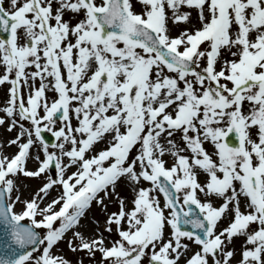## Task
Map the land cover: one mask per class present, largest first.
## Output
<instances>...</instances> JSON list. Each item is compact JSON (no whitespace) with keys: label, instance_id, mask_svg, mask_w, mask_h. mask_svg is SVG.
<instances>
[{"label":"snow or ice","instance_id":"6c2138e0","mask_svg":"<svg viewBox=\"0 0 264 264\" xmlns=\"http://www.w3.org/2000/svg\"><path fill=\"white\" fill-rule=\"evenodd\" d=\"M137 2L139 12L131 0H0V85L10 86L0 125L17 130L0 143V264H71L53 254L69 232V250L94 264H231L238 236L237 264H264V0ZM169 21L189 27L170 36ZM21 177L41 179L29 198ZM93 202L105 226L86 237L78 229Z\"/></svg>","mask_w":264,"mask_h":264},{"label":"rangeland","instance_id":"374dc122","mask_svg":"<svg viewBox=\"0 0 264 264\" xmlns=\"http://www.w3.org/2000/svg\"><path fill=\"white\" fill-rule=\"evenodd\" d=\"M97 3H99V0H96ZM132 2V8H133V11L135 12H139L140 11V5L138 4L137 0H131ZM3 6L5 8H8L9 5H8V0H4V3H3ZM68 16L66 14L65 16V19H67ZM83 18V14L81 13L79 16H76L75 18L72 19V23L75 24L77 22V20L79 19H82ZM169 35L170 36H176L179 34V32L186 28V27H189V25L187 24H183V23H180V24H176V25H173L171 23V21H169ZM197 27H199V25H196ZM205 45H203L201 48H203ZM118 47H122V45H118ZM228 59H231L232 57L230 56H227V54L225 53L224 54ZM3 69L0 68V72H2ZM9 85L8 84H4V85H0V107H3L6 103V100L8 99V89H9ZM25 96H27V92L24 93ZM54 93L52 92H48L47 93V96L49 97V100L52 99ZM247 103V102H245ZM247 107H248V103H247ZM41 114H42V110H41ZM0 116H3V113L0 112ZM72 125L75 126V123L77 124V120L75 118V116L73 115L72 117ZM7 121L5 122V125H0V143H3L2 142V138H5L6 136H12V138H14L15 134H16V131L17 130H13L11 132H9L7 130ZM26 123V122H25ZM60 127V121L56 122L54 128L55 129H58ZM1 134H2V137H1ZM11 134V135H9ZM48 136L50 137V133L48 132H43L42 133V138L43 137H46L48 138ZM11 138V139H12ZM51 139V137H50ZM57 142V141H56ZM55 142V143H56ZM176 142L177 143H180L179 141V134H177V137H176ZM94 146L97 147L96 144H94ZM181 146H183L181 144ZM106 147V145H101L98 146V150L96 152H98L99 150H102ZM203 147L206 149V151H208L210 154L214 151L213 150V145L209 142H205V144L203 145ZM209 148V150H208ZM35 150V149H34ZM33 150V151H34ZM17 151V149L15 148V146H9L7 148H3V153L5 155H8L9 157H11L15 152ZM49 151H54L53 149L49 148ZM96 152L92 151V153H89L88 152L86 153V157H91L92 155H94ZM136 153H135V149L132 151V153L130 155L134 156ZM184 154H188V153H184ZM166 159L163 157V159L165 160V163L167 165V167H170L173 163V160L174 158L171 156V155H168L166 154ZM88 157V158H89ZM213 159H216L215 156H213ZM28 163V160L26 162V165ZM107 164V162H106ZM27 167V166H26ZM37 167V161L35 160V163L34 165L31 167L30 170H34L35 168ZM29 168V167H27ZM74 169L73 170H69L68 169V173L70 174L72 171H75V167H73ZM43 175V174H42ZM47 175L49 176H54L55 175V168L53 169V171L51 172L49 169L47 170ZM203 176V175H202ZM19 183L21 184V191H22V198H29L32 191L34 189L37 188V186L41 183V179H38V178H28V177H21ZM124 185L123 183V180L122 181H118L117 183V188H116V191L118 193H121L120 196L124 197L126 199V201L130 202L132 199L131 197L129 198V195L128 194H122L124 192H119L118 189H121L122 186ZM144 185L146 186L145 182H144ZM55 191H53V195H55ZM243 200V199H242ZM203 201V200H202ZM112 201H109V200H106L105 203L108 204V208H107V213H112V212H115L118 210V206L116 204V202L113 200V203L110 204ZM213 204H218L219 201L214 197V200H212ZM110 204V205H109ZM128 207L131 208L132 205L129 203L128 204ZM242 210V209H241ZM243 211V210H242ZM86 219H87V222H89V224L91 225V227H89L90 231L86 230L84 227V218H82V221H81V224H82V227H81V232L86 236V237H90L92 236L95 231H96V228H97V224L95 223L96 221L99 222V230L102 232L103 229H104V226H105V220H106V213L104 211H102V209L100 207H98L95 202H94V205L92 206L91 210L90 211H87L86 212ZM227 223V221H226ZM57 226H58V222H57ZM256 226L254 225V228ZM115 228V226L113 225V229ZM71 234V233H70ZM105 237H106V243H110L111 240L113 238H118L116 237V234H115V231H113V233L109 234V233H104ZM71 238V235L69 234H66L65 238L62 239L60 242H58V245L53 249V254L54 255H59L61 257H63L64 259L68 260L71 262V264H77V262L80 260V259H83V264H94V261L89 259V257H87V255H85V253L83 252H72L69 250V248L67 247V240ZM240 239H245V237L243 236H238V237H234L233 238V243L229 245V248H233L232 245L234 246H237L238 248L235 249L236 250V254H235V258L233 260H231V264H237V260L240 258V252H241V245L243 243V241H239ZM184 243H187L189 245V248L192 250V251H195L197 249L196 245L191 243L190 241L188 240H184L183 241ZM191 253H189L190 255ZM100 259V255L99 253L96 254V257H95V261H99Z\"/></svg>","mask_w":264,"mask_h":264},{"label":"bare ground","instance_id":"6f19581e","mask_svg":"<svg viewBox=\"0 0 264 264\" xmlns=\"http://www.w3.org/2000/svg\"><path fill=\"white\" fill-rule=\"evenodd\" d=\"M195 17H196V12H193V23L195 24L196 23V20H195ZM0 117H2V116H0ZM77 124L75 123V126H76ZM0 133H1V131H0ZM9 135H11V134H9ZM106 136H107V134H106ZM1 137H2V134H1ZM12 138V136L10 137V136H6L5 138H2V142L3 143H5V142H7L8 140H10ZM103 144H105V145H107V139H104V140H101V141H99L98 143H96V145H97V147L98 146H101V145H103ZM7 147H9V146H7ZM7 147H4V148H7ZM96 146H93V151L94 152H96L97 150H98V148H97ZM33 156H35L36 155V151L34 150L33 151ZM166 155V154H165ZM164 158L166 159V156H164ZM34 163H35V159H28V163H27V167H29L28 169L30 170L31 169V167L34 165ZM70 169H73V167H71ZM123 179H121L120 181H122ZM123 183H124V185L122 186V188L121 189H118V191L119 192H124V193H122V194H128V195H132L133 194V192H132V188L129 186V184H128V182L127 181H125V180H123ZM141 186H145L144 185V182H142V185ZM146 186H147V183H146ZM119 194H121V193H119ZM200 196H201V198L203 199V200H205V197H202L203 195L202 194H200ZM242 206H243V202H242ZM243 208V207H242ZM84 227L83 228H85L86 230H88V231H90V229H89V222H87V219H86V217L84 218ZM79 231H81V227L78 229ZM168 233V232H167ZM69 235H71L70 234V232L68 233ZM169 234V233H168ZM167 234L165 233V237L167 238Z\"/></svg>","mask_w":264,"mask_h":264}]
</instances>
